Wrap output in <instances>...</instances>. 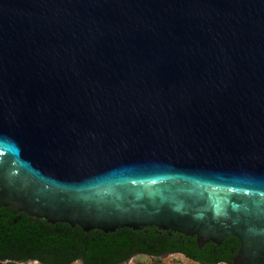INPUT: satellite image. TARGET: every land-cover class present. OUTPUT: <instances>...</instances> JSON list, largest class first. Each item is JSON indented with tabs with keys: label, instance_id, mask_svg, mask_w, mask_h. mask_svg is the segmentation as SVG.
Returning <instances> with one entry per match:
<instances>
[{
	"label": "water",
	"instance_id": "obj_1",
	"mask_svg": "<svg viewBox=\"0 0 264 264\" xmlns=\"http://www.w3.org/2000/svg\"><path fill=\"white\" fill-rule=\"evenodd\" d=\"M168 253L264 264V0H0V263Z\"/></svg>",
	"mask_w": 264,
	"mask_h": 264
},
{
	"label": "rangeland",
	"instance_id": "obj_2",
	"mask_svg": "<svg viewBox=\"0 0 264 264\" xmlns=\"http://www.w3.org/2000/svg\"><path fill=\"white\" fill-rule=\"evenodd\" d=\"M0 264H39V263L34 261H29L24 263L7 262ZM72 264H80V262H74ZM124 264H196V263L185 259L181 255L174 254L169 256H163L158 259H151L149 257H144V256H134L128 259Z\"/></svg>",
	"mask_w": 264,
	"mask_h": 264
},
{
	"label": "flooded vegetation",
	"instance_id": "obj_3",
	"mask_svg": "<svg viewBox=\"0 0 264 264\" xmlns=\"http://www.w3.org/2000/svg\"><path fill=\"white\" fill-rule=\"evenodd\" d=\"M174 254H178V255H181V254H179V253H168V254H165V255H163V256H169V255H174ZM134 256H144V257H149V256H145V255H133V256H131L130 258H132V257H134ZM163 256H160V257H158V258H161V257H163ZM182 257H184L183 255H181ZM129 258V259H130ZM149 258H151V259H158V258H154V257H149ZM185 258V257H184ZM185 259H187V258H185ZM187 260H189V259H187ZM190 261V260H189ZM191 262H193V261H191ZM195 263V262H194ZM197 264V263H196Z\"/></svg>",
	"mask_w": 264,
	"mask_h": 264
},
{
	"label": "trees",
	"instance_id": "obj_4",
	"mask_svg": "<svg viewBox=\"0 0 264 264\" xmlns=\"http://www.w3.org/2000/svg\"><path fill=\"white\" fill-rule=\"evenodd\" d=\"M186 258V257H185ZM188 259V258H187ZM29 261H34V260H24V261H15V262H13V263H24V262H29ZM191 261V260H190ZM34 262H36V261H34ZM74 262H80V261H78V260H74V261H72V262H70V263H68V264H72V263H74ZM37 263H39V262H37ZM39 264H41V263H39ZM81 264V263H80ZM216 264H224V263H222V262H219V263H216Z\"/></svg>",
	"mask_w": 264,
	"mask_h": 264
}]
</instances>
